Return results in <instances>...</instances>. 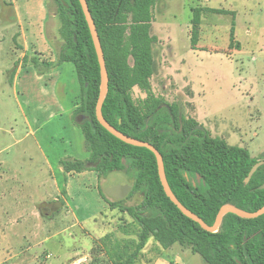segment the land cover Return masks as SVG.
<instances>
[{"label":"rangeland","instance_id":"obj_1","mask_svg":"<svg viewBox=\"0 0 264 264\" xmlns=\"http://www.w3.org/2000/svg\"><path fill=\"white\" fill-rule=\"evenodd\" d=\"M46 3L50 15L46 35L56 62L62 44L60 22L53 0ZM193 8L227 10L233 15L203 14L197 47L193 48ZM232 23L238 47H229ZM152 27L157 42L153 46L155 73L150 79L151 94L168 105L175 104L185 118L191 116L193 103L204 122H223L227 128L242 133L250 155L264 160V0H156ZM11 33L0 24V147H8L0 153V176L12 179L1 187L7 191L9 203H15L20 196L28 209L33 202L40 203L53 188L36 141L46 155L78 152L82 157L80 139L79 143L76 141L80 135L77 133L74 138L72 134L69 112L64 118L70 130L62 129L54 116L59 107L68 111L75 104L78 106L81 94L70 63L62 64L53 73L44 72L46 87L31 83L23 73L13 92L6 79L9 72H3L4 64L16 52ZM25 80L29 85H24ZM51 82L57 83L54 89ZM131 95L137 105L147 96L137 87ZM45 119L49 120L42 130L22 139ZM10 129L13 135L5 138L4 133ZM92 166L86 163L83 171L68 180L55 172L65 200L60 201L57 211L50 208L51 220L30 216L19 227H0V264H88L96 256L106 258L102 250L106 237L114 242L124 237V230L131 234V218L119 208H108L107 201L133 206L138 197L119 200L105 192L109 182L127 178L120 172L98 176ZM15 254L22 258L20 262L9 258ZM162 257L164 264H204L189 248L174 245L163 251L153 240H149L136 264H156Z\"/></svg>","mask_w":264,"mask_h":264},{"label":"trees","instance_id":"obj_2","mask_svg":"<svg viewBox=\"0 0 264 264\" xmlns=\"http://www.w3.org/2000/svg\"><path fill=\"white\" fill-rule=\"evenodd\" d=\"M86 2L109 79L103 118L124 135L148 142L158 150L171 191L208 226L213 225L223 205L246 212L263 207L264 188L260 187L264 185V165L245 182L251 168L263 159L212 137L195 120L183 117L175 104L168 105L151 94L150 79L155 73L153 46L157 42L152 27L156 0ZM53 3L62 41L56 65H73L81 94L74 115L88 118L77 123L84 137L87 160L63 161L62 166L66 172L79 173L89 163L98 176L120 172L131 182L127 198L138 197L133 206L107 201L108 208H119L131 218L134 229L131 234L124 230V237L114 242L106 237L102 249L106 258L96 256L88 264H136L149 240L163 251L174 245L189 248L204 264H264V215L242 219L227 214L217 232L201 229L165 195L153 153L121 142L97 122L99 65L81 6L78 0ZM191 11L192 46L197 43L203 14L233 15L227 10L210 8ZM234 32L232 23L229 47H238ZM32 62L38 69L52 66ZM135 87L147 94L139 105L131 95ZM164 104L167 108L161 107Z\"/></svg>","mask_w":264,"mask_h":264},{"label":"crops","instance_id":"obj_3","mask_svg":"<svg viewBox=\"0 0 264 264\" xmlns=\"http://www.w3.org/2000/svg\"><path fill=\"white\" fill-rule=\"evenodd\" d=\"M49 19L50 15L48 12L46 0H0V24L3 28H8L12 31L11 39L14 44V49L16 51L12 52L13 56L11 55L9 57V62L5 63L3 66V72H9V74H7L6 76V79L7 83L11 86L13 92H16L18 78L23 73L26 75L27 78H30L31 83L34 82L38 86L41 85L42 87H46V82L43 80L45 74L43 73L46 71H51L53 73L56 68L59 69L62 65L60 64L55 66L56 62L52 53L50 43L47 39V24ZM235 42L238 45V42L236 40ZM192 47L196 48L197 43L195 46ZM32 60H35L39 64L50 63L52 64V66L49 69H45L44 67L38 69L33 64ZM24 85L27 86L29 85V83L26 84L25 80ZM56 85V82H51V86L53 89L56 87ZM189 94L190 102L192 103L193 94L191 89ZM54 99L55 102H59V99H57V97H55ZM192 106L194 109L192 110L191 116L188 118H191L195 120L198 124L202 125L203 128L207 130L212 137L219 138V136H221V138L219 139L223 140L228 146H236L246 149V141L242 136V133L238 132L237 130L234 131V129L227 128L223 124V122L217 124H209L208 122H204L199 117L198 110L193 103ZM76 108V104L73 108L68 111L64 110L62 107H59L54 116L57 117L58 121L61 122L60 126L62 129H69L66 124V121L69 119L71 120L72 128L70 129L72 131V134L74 135V138L77 137L75 136V134L80 135V138L78 136V138H76V141L79 143L80 139L82 157L81 155H78V152H76V154L63 153V155L57 156H54L51 153L50 155L52 157L50 158V155H46L45 151L40 146L38 141L35 140L36 146L41 152L40 155L44 160L43 165L47 169L49 179H51L52 181L53 188L50 192L43 195L42 201L40 203L33 202V206L26 209V207L24 206V202L22 201L20 196L16 198V201L13 204L7 201L8 193L1 186L4 184L8 185V183L12 179L0 176V227H19L24 223L25 219L30 216L36 218L47 217L51 220L53 217L50 213V208H53V210L55 209L57 211L62 204L60 203V201L65 200L64 193L58 187V181L56 180L55 172L61 175L64 180L74 178L75 174L77 173L66 172L62 166V162L75 160L85 162L88 158V154L84 146L83 134L81 132V129L77 126V123L79 122L77 120L78 116H76L75 119L73 118L74 110ZM67 113L68 116L66 120L64 118V115ZM48 120L49 119L42 120L38 126L35 124V131L30 129L28 132L25 133L24 136H22V139L27 136H35L34 134L42 130L44 124L48 122ZM24 121L25 124L28 125V119L26 116H24ZM12 135V129L4 133L5 138H9ZM225 139L231 141L232 143L229 144ZM7 148L8 147H0V153L7 150ZM2 163L3 162H0V165H2ZM98 180L100 181L99 178ZM16 183H19V181L17 180ZM3 219H7V221H3ZM9 258H18L19 261L17 262H20L22 259L19 254H15L14 256H10ZM46 258H48V256H46ZM156 264H164L163 257Z\"/></svg>","mask_w":264,"mask_h":264},{"label":"water","instance_id":"obj_4","mask_svg":"<svg viewBox=\"0 0 264 264\" xmlns=\"http://www.w3.org/2000/svg\"><path fill=\"white\" fill-rule=\"evenodd\" d=\"M78 1H79L80 6H81L83 15L85 17V21H86L88 29H89V33L91 36V40L93 43V47H94L96 57H97V61H98V65H99L100 85H99V94H98V98H97V102H96V106H95V117H96L97 122L109 134H111L112 136H114L115 138L120 140L121 142L128 144L130 146L145 148V149H147L153 153V155L155 156L156 164H157V172H158L159 180H160V183H161V186L163 188L165 195L170 199V201L179 209V211L184 216H186L187 218H189L192 221L199 224L201 229H203L209 233L217 232L219 227H220L222 218L227 214H234L237 217L242 218V219H255L257 217L264 215V206L255 212H246V211L240 210V209H238L232 205L227 204V205H223L219 209L213 225L208 226L198 216H196L191 211H189L186 207H184L178 201V199L175 197L173 192L171 191V189L168 185V182L166 180V176H165V172H164L163 159H162L161 154L158 152V150L148 142L137 140V139L132 138L130 136L124 135L123 133L118 131L116 128L111 126L103 118L102 105H103V102H104V99H105V96H106L107 90H108V81H109L108 73H107L106 66H105V60H104V55H103V51L101 48L99 36H98L97 31H96L95 24H94V21L91 17L90 11L88 9L87 2H86V0H78ZM84 120H88V118H84L83 121ZM262 165H264V160L257 162L251 168L247 178L245 179L246 183L249 181V179L251 178L253 173L257 170V168L262 166ZM197 178L199 180V177H197ZM260 188L261 189L264 188V185H262ZM113 191L122 192V194L119 197H117L119 199H122L129 193L130 188L128 187V184H126L125 179H123L122 177H118V178H116L115 182H109L105 187V192L113 193Z\"/></svg>","mask_w":264,"mask_h":264},{"label":"flooded vegetation","instance_id":"obj_5","mask_svg":"<svg viewBox=\"0 0 264 264\" xmlns=\"http://www.w3.org/2000/svg\"><path fill=\"white\" fill-rule=\"evenodd\" d=\"M167 106L168 105H166V104H164V105H162L161 107H165V108H167ZM84 119V117L83 116H78V121H82ZM129 180L128 179H125V182H126V184H128L129 182H128ZM130 190H131V187H130ZM130 192V191H129ZM112 195H114L115 197H119L121 194H122V192H120V191H117V192H114V193H111ZM129 194V193H128ZM127 194V195H128ZM127 195L125 196V197H127ZM124 197V198H125ZM119 200H121V199H119Z\"/></svg>","mask_w":264,"mask_h":264},{"label":"built area","instance_id":"obj_6","mask_svg":"<svg viewBox=\"0 0 264 264\" xmlns=\"http://www.w3.org/2000/svg\"><path fill=\"white\" fill-rule=\"evenodd\" d=\"M170 264H176V263H170Z\"/></svg>","mask_w":264,"mask_h":264}]
</instances>
